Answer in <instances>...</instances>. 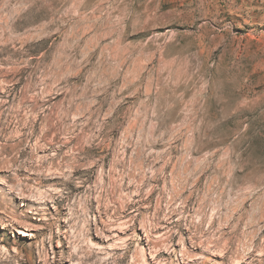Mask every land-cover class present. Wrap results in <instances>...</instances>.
Wrapping results in <instances>:
<instances>
[{"label": "rangeland", "instance_id": "374dc122", "mask_svg": "<svg viewBox=\"0 0 264 264\" xmlns=\"http://www.w3.org/2000/svg\"><path fill=\"white\" fill-rule=\"evenodd\" d=\"M0 264H264V0H0Z\"/></svg>", "mask_w": 264, "mask_h": 264}, {"label": "bare ground", "instance_id": "6f19581e", "mask_svg": "<svg viewBox=\"0 0 264 264\" xmlns=\"http://www.w3.org/2000/svg\"><path fill=\"white\" fill-rule=\"evenodd\" d=\"M21 193H22V192H21ZM127 228H128V227H127ZM127 228H126V229H127ZM129 249H130V248H129Z\"/></svg>", "mask_w": 264, "mask_h": 264}]
</instances>
